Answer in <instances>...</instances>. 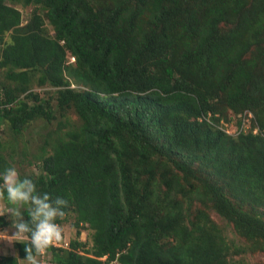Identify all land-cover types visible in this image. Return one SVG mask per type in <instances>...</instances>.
<instances>
[{
    "label": "trees",
    "instance_id": "obj_1",
    "mask_svg": "<svg viewBox=\"0 0 264 264\" xmlns=\"http://www.w3.org/2000/svg\"><path fill=\"white\" fill-rule=\"evenodd\" d=\"M12 4L41 13L23 24ZM7 33L0 70L16 86L2 85L0 122L19 135L55 110L79 121H58L59 135L43 141L51 152L31 157L38 192L67 200L63 211L74 214L75 238L47 250L55 264H227L232 249L210 219L185 217L186 195L264 242V0H0V40ZM33 77L55 89L54 109L37 94L19 100ZM243 111L257 134L232 138L216 127ZM17 142L0 138V173L16 163ZM198 165L229 190L202 181ZM0 200L9 203L6 193ZM29 244L15 242L18 258Z\"/></svg>",
    "mask_w": 264,
    "mask_h": 264
},
{
    "label": "rangeland",
    "instance_id": "obj_2",
    "mask_svg": "<svg viewBox=\"0 0 264 264\" xmlns=\"http://www.w3.org/2000/svg\"><path fill=\"white\" fill-rule=\"evenodd\" d=\"M12 5L20 11L23 24L26 23L30 19L32 13L37 10V7L34 5H26V6L22 4H12ZM37 13H41V12L37 10ZM44 30L48 35L53 36L52 28L48 25L47 22H45ZM10 37L11 34L7 33L4 35L3 39L0 40V54L4 46L11 42ZM250 55L251 53L247 54L246 58H249ZM4 73H5L4 70H0V101H3L2 85H7L10 87L16 86L15 83H12L5 79ZM54 92L55 89L49 86H42V87L37 86L36 78L33 77L31 78L28 91L19 94V100L21 101L26 100L28 103L32 104L33 102L29 98H27L26 95L28 93L37 94L40 98L46 100L49 103V106L52 109H54V105H55ZM238 114L237 115L231 114L228 119L223 118V121L225 123L222 124V128L228 131H233L236 126L241 125V123L237 119L239 118ZM53 116H54L53 120H51V122L48 123H46L41 118L30 122L19 135H15L11 133L7 122L5 121L0 122V138L4 146L6 144L10 145V143L14 139L18 140V142L16 143V145L18 146L17 147L18 155L15 156L16 163L14 164V166L17 169L20 178H25V177L36 178L41 173L39 163L35 164V161L31 157L37 154L38 152H40V148H43L45 152L44 154H49L51 152V147H50L51 143L50 145H45L43 141L47 139V134L51 135L50 137L51 139H55L59 135L55 133L56 129L58 128L57 127L58 121H65V122L67 121V129L72 128L73 126L79 124L77 116L72 110H68L64 114L55 110ZM225 124L227 126H224ZM245 124L248 125L247 123ZM62 129L66 130V126H62ZM8 149L6 151H8ZM20 151L22 152L20 153ZM212 172L213 171H211V168L207 166L200 167L198 165L197 168L195 169V174L199 175L202 181L207 180L211 183H214L215 185H219V186L224 185L226 186V190L228 191L229 187L226 185L225 180L220 179ZM180 177L181 176H179V178ZM191 183L194 188L200 189L202 187L201 183L198 181L192 180ZM183 186L185 191L188 192L187 184L184 183ZM178 200L184 207L188 205L190 206L189 210H187L188 211L187 214L185 215V217L188 220L194 221V218L197 212L199 211L204 213L210 219V221L218 228V230L221 233V236L223 237L225 242H227L229 247L232 249L230 255L226 257L227 264H264V242L258 239H246L237 235L233 231L232 226L230 224L226 223L224 220L219 218L214 213L210 203L200 204L196 200L190 201L188 195L183 197L179 196ZM14 207L15 206L11 205L10 203L6 204L0 200V215H2L7 222L6 227L4 228L0 227V257L12 256L17 258L18 263L21 264L20 260L23 259L18 258L17 251L14 249L13 246L15 242L22 240L10 239L14 231V229L12 228L14 216L12 214V211L10 210L13 209ZM23 209H27V206L20 207V211H22ZM259 211L264 214V207L262 209H259ZM73 222H74V214L72 213V211L65 213L63 218H58L56 220V223H58L61 226L62 236H61V240L56 242L57 244L55 243L56 246L54 247L66 248L69 244V241L75 238V228L73 226ZM90 235H91L90 230H87L85 226L81 227V234L79 240L86 243L87 249L91 248L92 245ZM60 244L62 246H60ZM233 249L236 250L237 253ZM38 261L39 264H55L51 258L50 253L47 251L43 256L38 257Z\"/></svg>",
    "mask_w": 264,
    "mask_h": 264
},
{
    "label": "clouds",
    "instance_id": "obj_3",
    "mask_svg": "<svg viewBox=\"0 0 264 264\" xmlns=\"http://www.w3.org/2000/svg\"><path fill=\"white\" fill-rule=\"evenodd\" d=\"M0 180V199L6 193L7 201L15 206L10 210L14 216V231L10 239L30 240V244L25 246L26 257L20 260L21 264H39L38 257L43 256L50 247H54L55 242L61 240L62 229L56 220L64 217L63 209L68 207V201L61 197L53 200L47 193L40 194L35 182L27 177L21 179L14 166L0 173ZM22 206H27L30 220L24 219L20 211Z\"/></svg>",
    "mask_w": 264,
    "mask_h": 264
},
{
    "label": "built area",
    "instance_id": "obj_4",
    "mask_svg": "<svg viewBox=\"0 0 264 264\" xmlns=\"http://www.w3.org/2000/svg\"><path fill=\"white\" fill-rule=\"evenodd\" d=\"M238 116L239 118L237 119L241 123V125L236 126L233 131H228L222 128V124L225 123L223 119L220 120L219 126H216V127H218L225 134H227L228 136L232 138H237L241 134H248V133L257 134L258 133V127L255 124L253 114L250 111H243L239 113ZM207 117L210 118V114H208ZM245 123H247L248 125H246ZM224 126H227V125L225 124ZM55 243L53 244V246H56L57 243L56 244Z\"/></svg>",
    "mask_w": 264,
    "mask_h": 264
}]
</instances>
